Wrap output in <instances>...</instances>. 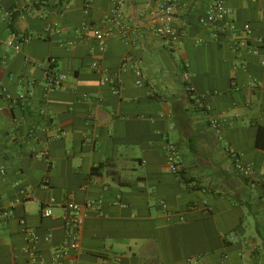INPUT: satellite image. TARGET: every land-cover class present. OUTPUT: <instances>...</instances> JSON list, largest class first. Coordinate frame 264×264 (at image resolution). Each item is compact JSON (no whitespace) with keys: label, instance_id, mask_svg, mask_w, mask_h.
Segmentation results:
<instances>
[{"label":"crops","instance_id":"obj_1","mask_svg":"<svg viewBox=\"0 0 264 264\" xmlns=\"http://www.w3.org/2000/svg\"><path fill=\"white\" fill-rule=\"evenodd\" d=\"M115 1L0 0V209L11 212L0 264H52L63 205L88 200L77 264H264V0H226L238 37L199 23L214 0H178L179 44L149 30L157 0H125L127 32L115 26L100 49L80 28L111 24ZM13 33L27 39L18 49ZM51 67L64 88L48 89ZM172 144L182 171L171 169Z\"/></svg>","mask_w":264,"mask_h":264},{"label":"built area","instance_id":"obj_2","mask_svg":"<svg viewBox=\"0 0 264 264\" xmlns=\"http://www.w3.org/2000/svg\"><path fill=\"white\" fill-rule=\"evenodd\" d=\"M157 4L152 8L149 19H148V27L149 30L154 33L156 36L166 40L171 44H179L185 34L184 26L179 25L177 22V1L178 0H157ZM125 0H116L115 1V9L114 16L111 19L112 23L105 26L104 28L96 27L91 24L84 23L80 31L83 33L92 32L94 37L97 39L98 46L100 49H105L107 46L108 39L114 33V27L118 26L122 29V31L127 32L126 25L123 24L121 19V8L124 4ZM5 15L8 17H12L13 11L7 10ZM199 23L205 27H214L220 29L222 31H230L234 37H238V27L233 18L232 9L227 5L226 0H214L210 3L205 11L199 17ZM135 30V29H134ZM251 29L246 27L244 29V33L249 35ZM26 37H20L19 35L13 33L11 35L10 40L7 42L8 45L13 46L15 48H20L23 42L27 39ZM49 62L51 65H54L56 62L55 57H50ZM126 60H130V57H126ZM26 61L29 63H37L36 60L31 57H26ZM188 64L183 65V77L185 79L188 78ZM97 72L101 74V83L112 84V87L115 92H119V81L111 77L107 71L101 67H97ZM136 83L138 85H143L145 81V74L140 68V66L136 65L134 68ZM66 75L55 70L51 67L48 77H47V87L49 90L60 89L65 87ZM35 81H28L29 89L20 93L18 98L20 101H25L33 94L32 86ZM195 100L197 106L201 109H206V105L202 103L200 99L197 100L194 96H192ZM217 125V123H216ZM170 162L171 169L175 172L182 171L180 165V155L178 153L177 148L172 144L170 145ZM43 156H46L47 153H41ZM230 157L233 160L235 167L238 171H242L246 175H250L251 169L247 167L241 160L240 155L236 152H231ZM5 170L1 169V173H4ZM94 200H88L83 205L76 203L75 201H68L63 205V209L65 212V223H66V238L61 243L59 247L55 250L52 257V264H77V252L80 249V229L83 222V212L94 208L95 206ZM41 211L44 216H50L53 214V206L52 205H42ZM10 211L7 209H0V218L6 220ZM20 224L23 225L24 229L31 235V240H35V234L33 230L26 225L25 219L20 220ZM232 240H234V235L230 236ZM68 258V259H66ZM65 261L67 263H65ZM197 259L194 257H189L186 261V264H195Z\"/></svg>","mask_w":264,"mask_h":264},{"label":"trees","instance_id":"obj_3","mask_svg":"<svg viewBox=\"0 0 264 264\" xmlns=\"http://www.w3.org/2000/svg\"><path fill=\"white\" fill-rule=\"evenodd\" d=\"M194 102V101H193ZM263 132V130L262 129H260V133H262ZM260 135V134H259Z\"/></svg>","mask_w":264,"mask_h":264}]
</instances>
